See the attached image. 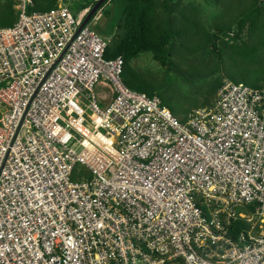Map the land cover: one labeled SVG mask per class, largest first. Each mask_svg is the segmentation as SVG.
Segmentation results:
<instances>
[{
    "label": "built area",
    "instance_id": "1",
    "mask_svg": "<svg viewBox=\"0 0 264 264\" xmlns=\"http://www.w3.org/2000/svg\"><path fill=\"white\" fill-rule=\"evenodd\" d=\"M31 4L0 25V264H264V87L181 120L87 10Z\"/></svg>",
    "mask_w": 264,
    "mask_h": 264
},
{
    "label": "trees",
    "instance_id": "2",
    "mask_svg": "<svg viewBox=\"0 0 264 264\" xmlns=\"http://www.w3.org/2000/svg\"><path fill=\"white\" fill-rule=\"evenodd\" d=\"M31 1L32 4L27 8L29 13L49 11L57 6L59 0ZM96 1L83 0L75 12L92 8ZM209 1L215 5L225 3V0ZM244 1L231 0L229 11L234 15L228 21H218L207 27L198 16L197 6L185 5L184 0H126L123 18L116 27V35L107 48L106 57H122L124 82L131 89L152 96L156 94L157 86L132 66L133 60L143 53H151L155 61L172 69L173 56L177 48L182 47L188 53L210 48L222 62L219 42L222 40L221 35L225 34L232 40L229 46L232 51L230 58L234 61L240 59L244 66L231 71L216 66L217 71L223 72L212 83L211 96L217 93L225 79L264 87V59L261 53L264 47V0H248L247 5L243 4ZM15 5L16 0H3L0 4L1 26L15 24ZM162 103L167 106L163 99ZM237 224L238 229L245 227L241 221Z\"/></svg>",
    "mask_w": 264,
    "mask_h": 264
},
{
    "label": "rangeland",
    "instance_id": "3",
    "mask_svg": "<svg viewBox=\"0 0 264 264\" xmlns=\"http://www.w3.org/2000/svg\"><path fill=\"white\" fill-rule=\"evenodd\" d=\"M0 4L3 0H0ZM83 0H66L71 11L77 15L90 8L75 12ZM231 0H225L224 4L215 5L209 0H184V4L197 6V13L200 20L207 27L218 21H228L233 12L229 11ZM248 4V0L243 2ZM126 0H109L90 20L89 26L104 40L111 42L116 35V27L123 18ZM16 11V9H15ZM16 11V15H17ZM219 49L222 55V62L215 56L210 48H205L196 53H188L182 47L177 48L173 56L174 68L161 65L153 59L151 53H143L132 61V66L139 71L153 85L157 86L156 94L164 100L166 107L177 117L187 118L193 111L209 107L216 100L217 93L211 96V87L214 80L223 71L215 68L222 67L224 71H231L234 68L244 66V63L237 59L230 58L232 53L230 44L232 40L225 34L221 35ZM264 59V47L261 49ZM221 63V64H219ZM221 70V69H220ZM214 73V74H212Z\"/></svg>",
    "mask_w": 264,
    "mask_h": 264
},
{
    "label": "water",
    "instance_id": "4",
    "mask_svg": "<svg viewBox=\"0 0 264 264\" xmlns=\"http://www.w3.org/2000/svg\"><path fill=\"white\" fill-rule=\"evenodd\" d=\"M106 0H97L92 8H90L81 24V28L90 22L92 17L100 10V7Z\"/></svg>",
    "mask_w": 264,
    "mask_h": 264
}]
</instances>
